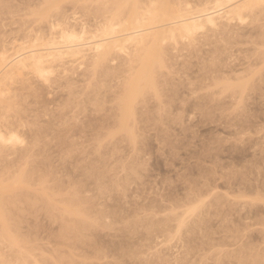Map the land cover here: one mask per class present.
Here are the masks:
<instances>
[{"label":"rangeland","instance_id":"obj_1","mask_svg":"<svg viewBox=\"0 0 264 264\" xmlns=\"http://www.w3.org/2000/svg\"><path fill=\"white\" fill-rule=\"evenodd\" d=\"M117 1L0 0V45L75 13L93 28ZM163 59L134 141L116 127L121 54L9 84L0 127L23 141L0 143V264H264V9Z\"/></svg>","mask_w":264,"mask_h":264},{"label":"bare ground","instance_id":"obj_2","mask_svg":"<svg viewBox=\"0 0 264 264\" xmlns=\"http://www.w3.org/2000/svg\"><path fill=\"white\" fill-rule=\"evenodd\" d=\"M192 2L118 0L113 7H107L106 14L96 20L93 28H89L90 25L84 21L76 26L75 17L78 15L73 13L71 22L53 20L49 23L48 35L42 34L39 28L33 34L1 43L0 101L9 93V84L23 75L30 73L47 82L58 65L63 71H67L68 67H84L85 59L89 57L88 64L95 70L113 54H121L126 59V67L116 94V127L124 130L134 141L131 125L134 104L144 91L155 89V69L164 61L165 45L170 43L175 46L180 41L191 44L198 34L214 30L221 24L244 23L253 13L264 9V0ZM47 12H42L44 18L48 16ZM248 79L244 74H236L235 79L227 81V84L240 85L243 89ZM22 141L23 137L16 127H0L1 144L14 146ZM192 201L183 208L181 214L185 217L197 210L203 199ZM183 220V217L178 219L175 232L183 225Z\"/></svg>","mask_w":264,"mask_h":264}]
</instances>
